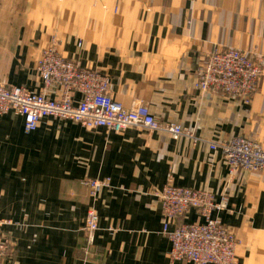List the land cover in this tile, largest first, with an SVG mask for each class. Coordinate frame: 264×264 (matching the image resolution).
Returning a JSON list of instances; mask_svg holds the SVG:
<instances>
[{
  "label": "crops",
  "instance_id": "0c3cea01",
  "mask_svg": "<svg viewBox=\"0 0 264 264\" xmlns=\"http://www.w3.org/2000/svg\"><path fill=\"white\" fill-rule=\"evenodd\" d=\"M55 35L64 56L109 76L124 106L145 104L203 141L52 116L27 133L22 116H0V217L16 248L3 264H191L171 261L162 232L157 192L170 180L226 196L213 215L239 237L238 263L264 264V171L230 174L208 143L246 136L264 145V0H0V81L38 92L37 62ZM227 48L263 61L251 102L197 87L206 56ZM86 178L111 186L93 196ZM89 208L99 216L91 259ZM199 221L192 210L177 223Z\"/></svg>",
  "mask_w": 264,
  "mask_h": 264
},
{
  "label": "built area",
  "instance_id": "2783aa9c",
  "mask_svg": "<svg viewBox=\"0 0 264 264\" xmlns=\"http://www.w3.org/2000/svg\"><path fill=\"white\" fill-rule=\"evenodd\" d=\"M38 66L42 88L38 92L23 86H8L0 81V116L14 112L24 118L27 133L35 131L48 116L74 121L86 129L104 128L122 133L129 128H143L170 134L173 138L196 137L188 127L158 120L147 105L135 103L131 107L110 93V78L91 67L61 55L57 48L44 53ZM263 74L262 63L238 48L210 52L198 69L197 87L203 92L221 91L227 96L250 100ZM79 96V98H77ZM212 150H221L230 174L264 171V145L244 136L218 142H208ZM83 183L96 196L111 180L86 178ZM164 220L163 234L171 242V261L191 264H239L237 248L241 244L237 234L227 227L215 212L227 208V197L218 201L205 189L175 185L171 180L157 192ZM196 210L202 221L178 224V219ZM10 221L0 219V264L9 242L2 228ZM99 230V216L89 208L83 227L85 257L95 255V235Z\"/></svg>",
  "mask_w": 264,
  "mask_h": 264
},
{
  "label": "rangeland",
  "instance_id": "374dc122",
  "mask_svg": "<svg viewBox=\"0 0 264 264\" xmlns=\"http://www.w3.org/2000/svg\"><path fill=\"white\" fill-rule=\"evenodd\" d=\"M51 27H53L54 29H57V26H51ZM77 29L78 30H80L81 32H87L88 30H89V26H80V25H77ZM61 43H62V41H61V39L60 38H58L57 37V35H55V36H53L52 38H51V40H50V43H49V45L48 46H45V48L42 50V52H41V55H40V57H39V59H38V62H37V67H36V70H37V73H38V75H39V72H38V66L40 65V63L42 62V60L44 59V53H45V51L46 50H49L50 48H57V50H58V52L61 54V55H63L62 54V52L60 51V46H61ZM66 57V56H65ZM254 57V56H253ZM256 58V57H255ZM71 59V58H70ZM259 62H261L262 63V69H263V61L260 59V58H256ZM73 61H75V62H77V60H74V59H72ZM82 65V64H81ZM82 67H87V66H84V65H82ZM95 69V68H94ZM97 70V69H96ZM100 71V70H99ZM263 75V74H262ZM40 77V76H39ZM259 87V86H258ZM40 88H42V84H41V86H40ZM258 91V88H257V90H256V92ZM255 92V93H256ZM254 93V94H255ZM253 94V95H254ZM253 95L251 96V98H250V100H248L247 102H251V99L253 98ZM236 137V136H235ZM244 137H246V136H244ZM233 138V137H232ZM246 138H248V137H246ZM229 139V138H228ZM248 139H250V138H248ZM251 140H253V139H251ZM253 141H255V140H253ZM264 144V143H263ZM222 154H223V157H224V153H223V151H222ZM224 159H225V157H224ZM228 164V163H227ZM230 170V169H229ZM261 172V171H260ZM160 202V201H159ZM161 205V204H160ZM162 209V208H161ZM184 216H186V215H183V216H181V217H184ZM180 217V218H181ZM216 218V217H215ZM0 219H2V220H6V221H9L8 219H5V218H2V217H0ZM184 223H188V222H184ZM191 223H195V222H191ZM190 223V224H191ZM6 225H8V223L6 224ZM5 225V226H6ZM4 226V227H5ZM4 227L2 228V232L4 233V234H6L5 235V238L9 241V242H7V245L10 247L11 246V248L9 249H7V251H6V253H5V255L3 256V258H2V261H1V264H3L5 261H6V259L7 258H9L10 256H13L14 254H15V251H16V248H15V242H14V240L7 234V233H5V231H4ZM11 258V257H10Z\"/></svg>",
  "mask_w": 264,
  "mask_h": 264
}]
</instances>
